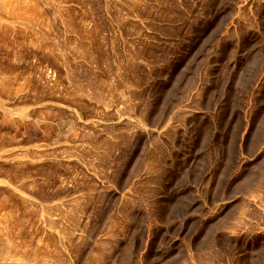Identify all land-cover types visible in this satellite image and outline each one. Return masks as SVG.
<instances>
[{
	"label": "rangeland",
	"instance_id": "rangeland-1",
	"mask_svg": "<svg viewBox=\"0 0 264 264\" xmlns=\"http://www.w3.org/2000/svg\"><path fill=\"white\" fill-rule=\"evenodd\" d=\"M0 264H264V0H0Z\"/></svg>",
	"mask_w": 264,
	"mask_h": 264
},
{
	"label": "crops",
	"instance_id": "crops-1",
	"mask_svg": "<svg viewBox=\"0 0 264 264\" xmlns=\"http://www.w3.org/2000/svg\"><path fill=\"white\" fill-rule=\"evenodd\" d=\"M18 192H19V191H18ZM20 195L26 197V195H24L23 193H20Z\"/></svg>",
	"mask_w": 264,
	"mask_h": 264
}]
</instances>
